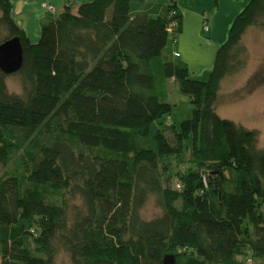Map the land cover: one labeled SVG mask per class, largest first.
<instances>
[{
    "label": "trees",
    "instance_id": "1",
    "mask_svg": "<svg viewBox=\"0 0 264 264\" xmlns=\"http://www.w3.org/2000/svg\"><path fill=\"white\" fill-rule=\"evenodd\" d=\"M146 1L67 6L33 42L12 0H0V44L18 36L24 47L23 95L0 69V264H56L57 244L74 264H163L167 255L244 264L248 249L264 257V149L257 130L216 105L224 78L244 66L242 38L264 18V0L235 17L207 80L165 53L181 31L180 10L168 31L176 2L163 10ZM169 78L191 97L192 115L169 124L174 141L159 129L158 148L141 149L136 137L172 112ZM186 151L196 167L180 173L179 190L165 169ZM151 194L164 211L145 219ZM78 197L84 208L72 219L69 198Z\"/></svg>",
    "mask_w": 264,
    "mask_h": 264
},
{
    "label": "rangeland",
    "instance_id": "2",
    "mask_svg": "<svg viewBox=\"0 0 264 264\" xmlns=\"http://www.w3.org/2000/svg\"><path fill=\"white\" fill-rule=\"evenodd\" d=\"M167 0H147L148 4L162 3L166 4ZM204 0L189 1L190 7L203 6ZM214 1V9L217 8L220 12H225L226 4L229 5V0H221L219 3ZM241 1V0H239ZM205 2V1H204ZM222 5V7H221ZM213 10H208L207 25L209 31L202 30L200 32L201 40H198V51L209 48L212 43L211 35L215 27ZM227 15V13H225ZM59 15V10L56 13ZM211 29V30H210ZM6 35V31H0V38ZM245 50L240 54V59L244 61V66L238 71L227 75L222 81V88L217 101V110L219 114L225 118L233 119L234 121L244 125L249 129L258 131V146L264 149V18L257 24L249 25L241 42ZM171 45H168L169 48ZM168 49L165 53L168 54ZM209 74H205L203 78L200 76L193 77L207 80ZM7 84L10 92L24 94L23 77L21 74H9ZM167 89L169 92V101L173 104V109L170 114H165L160 119L156 120L151 127L150 133L143 137L138 135L136 143L139 148L157 149V132L159 129L165 131L171 141L175 139V130L169 124L179 127L181 122L191 117L195 107L191 97L184 93L180 84L176 82H168ZM169 115L171 119H169ZM191 153L186 151L183 157H171L167 159V168L165 175L172 176L170 185H174L180 179V173H184L188 168L196 166L190 162ZM18 157L16 156L9 166L10 170L18 168ZM203 169V168H202ZM207 169V168H206ZM208 170V169H207ZM181 204V202H179ZM70 216L73 219L76 211L79 208H84L83 200L78 198H69ZM163 206L160 197L157 194H151L146 202L142 215L145 219H153L162 215ZM2 257L0 254V261ZM239 259L244 264H264V257L254 255L251 249L241 256ZM56 264H74L70 253L62 246L57 244Z\"/></svg>",
    "mask_w": 264,
    "mask_h": 264
},
{
    "label": "crops",
    "instance_id": "3",
    "mask_svg": "<svg viewBox=\"0 0 264 264\" xmlns=\"http://www.w3.org/2000/svg\"><path fill=\"white\" fill-rule=\"evenodd\" d=\"M91 0H12V14L17 23L23 28L33 42H38L41 37L42 23L54 18L59 10V14L67 6H71L77 12L80 4ZM170 1L167 0L166 4ZM182 12L181 31L178 36L176 46H171L168 53L174 56L178 51L181 55L175 56L178 60L186 61L191 70V75L203 78L205 74L211 72L216 59V53L220 45L227 39L231 24L235 17L245 8L249 0H229L226 4L225 12L214 9L213 0H204L201 7H190L189 1L195 0H174ZM199 2V0H196ZM221 3V0H217ZM44 2H50L57 8L56 13H52L43 8ZM153 5V4H150ZM165 4L163 10H165ZM222 7V5H221ZM215 27L212 31V43L202 51H198V40H201L200 32L205 29V18L209 15L208 10H213ZM227 13V15L225 14ZM211 30V29H210ZM168 82H176L174 78H169Z\"/></svg>",
    "mask_w": 264,
    "mask_h": 264
},
{
    "label": "water",
    "instance_id": "4",
    "mask_svg": "<svg viewBox=\"0 0 264 264\" xmlns=\"http://www.w3.org/2000/svg\"><path fill=\"white\" fill-rule=\"evenodd\" d=\"M24 63V47L20 37L15 36L0 44V69L6 74L21 70ZM163 264H178L173 255H167Z\"/></svg>",
    "mask_w": 264,
    "mask_h": 264
},
{
    "label": "built area",
    "instance_id": "5",
    "mask_svg": "<svg viewBox=\"0 0 264 264\" xmlns=\"http://www.w3.org/2000/svg\"><path fill=\"white\" fill-rule=\"evenodd\" d=\"M171 4L174 5L173 2H171ZM42 6L44 9H46L49 12L56 13V11H57L56 6L50 2H44L42 4ZM171 9H172L170 12L171 20L168 23V31L172 34H175L176 27L178 24L177 15H178L179 8L178 7H172ZM207 23H208L207 18H205V28H206V30H209V26L207 25ZM173 41H174V44H177L178 43V37L175 36ZM174 54H175V56H178V57L181 55V53L178 51H175ZM169 119H171L170 115H169ZM176 187L179 190H181L183 188V184L180 180H178V182L176 183Z\"/></svg>",
    "mask_w": 264,
    "mask_h": 264
}]
</instances>
